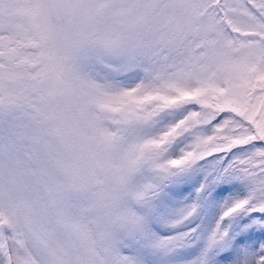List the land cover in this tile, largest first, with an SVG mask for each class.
Returning <instances> with one entry per match:
<instances>
[{"label":"snow or ice","instance_id":"snow-or-ice-1","mask_svg":"<svg viewBox=\"0 0 264 264\" xmlns=\"http://www.w3.org/2000/svg\"><path fill=\"white\" fill-rule=\"evenodd\" d=\"M0 264H264V0H0Z\"/></svg>","mask_w":264,"mask_h":264}]
</instances>
